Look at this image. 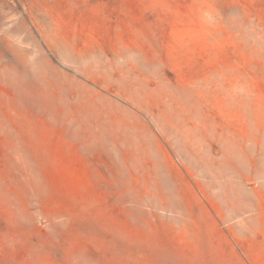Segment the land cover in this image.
I'll use <instances>...</instances> for the list:
<instances>
[{
  "label": "rangeland",
  "instance_id": "1",
  "mask_svg": "<svg viewBox=\"0 0 264 264\" xmlns=\"http://www.w3.org/2000/svg\"><path fill=\"white\" fill-rule=\"evenodd\" d=\"M256 81L264 0H0V264H264Z\"/></svg>",
  "mask_w": 264,
  "mask_h": 264
},
{
  "label": "crops",
  "instance_id": "2",
  "mask_svg": "<svg viewBox=\"0 0 264 264\" xmlns=\"http://www.w3.org/2000/svg\"><path fill=\"white\" fill-rule=\"evenodd\" d=\"M236 86L229 94V132L236 148L229 150L228 164L256 200L264 201V81Z\"/></svg>",
  "mask_w": 264,
  "mask_h": 264
}]
</instances>
